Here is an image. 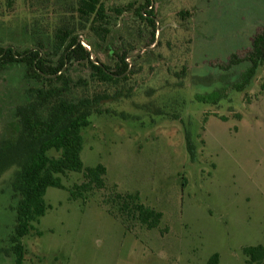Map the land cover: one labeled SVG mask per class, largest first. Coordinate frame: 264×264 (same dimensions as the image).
<instances>
[{"label":"rangeland","instance_id":"rangeland-1","mask_svg":"<svg viewBox=\"0 0 264 264\" xmlns=\"http://www.w3.org/2000/svg\"><path fill=\"white\" fill-rule=\"evenodd\" d=\"M103 2L110 33L101 42L79 25L76 0H0V47L51 53L55 30L67 24L83 46L98 43L94 62L113 69L123 52L132 73L107 91L124 95L104 102L82 131L81 162L105 168V188L70 200L66 190L83 181L78 173L61 177L66 190L48 188L40 235L22 239L23 264H209L213 255L216 264H246L242 249L264 245V66L238 91L248 63H225L249 50L264 1L152 0L153 44L133 12L142 0ZM89 72L69 67L73 81ZM24 74L20 65L0 72V141L16 137L14 107L37 86ZM16 169L0 175V264H13ZM115 191L161 213L157 227L112 208L107 197Z\"/></svg>","mask_w":264,"mask_h":264},{"label":"trees","instance_id":"trees-1","mask_svg":"<svg viewBox=\"0 0 264 264\" xmlns=\"http://www.w3.org/2000/svg\"><path fill=\"white\" fill-rule=\"evenodd\" d=\"M151 1L142 0L133 12L151 28L153 44L155 16ZM131 7V3H128L126 8ZM125 9L115 11L120 15ZM76 13L79 25L95 40L104 42L110 30L103 0H76ZM179 15L184 18L188 13L180 11ZM73 30L67 24L55 30L52 52L48 54L39 47L20 51L11 46L0 47V72L20 65L24 68L25 78L37 82V86L26 90V101L14 107V118L18 126L16 137L0 141V175L12 166L17 167L9 180L17 199L15 236L8 251L13 257V264H23L22 239L31 232L40 235L35 225L49 208L44 200L47 189L52 187L66 190L61 177L68 173L82 174L83 181L66 190L70 200L82 199L93 190L105 188V168L100 164L84 167L81 162L82 131L89 126V117L93 113L101 114L100 107L104 102L124 95L122 91L108 95L107 91L127 81L132 73L126 63L127 54L123 52L118 56V63L114 64L113 69L94 62L92 51L99 47L98 43L87 41V46H83V41L78 39ZM242 62L248 63V67L237 85L238 91L249 85L257 69L264 66V28L253 36L244 56H229L225 69ZM74 64L83 65L90 71L88 80H72L69 67ZM179 74L184 76L185 69ZM78 89L83 90L81 96L76 94ZM213 95L215 97L212 101L216 105L221 96L219 93ZM185 145L193 161L195 148L187 135ZM181 181L183 188L184 179ZM107 198L112 208L117 206L123 215L136 218L147 229L156 228L161 219V213L140 204L136 194L115 191ZM242 254L246 264H264V245L245 247ZM216 259L217 255H213L209 264H216Z\"/></svg>","mask_w":264,"mask_h":264},{"label":"crops","instance_id":"crops-1","mask_svg":"<svg viewBox=\"0 0 264 264\" xmlns=\"http://www.w3.org/2000/svg\"><path fill=\"white\" fill-rule=\"evenodd\" d=\"M260 27H261V28L264 27V24L259 25V26L255 29V32H253L254 35L257 33V30H258ZM253 33H252V34H253ZM254 35H253V36H254ZM253 36H252V37H253ZM251 39H252V38H251ZM251 39H250V43H251Z\"/></svg>","mask_w":264,"mask_h":264}]
</instances>
